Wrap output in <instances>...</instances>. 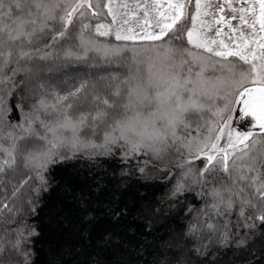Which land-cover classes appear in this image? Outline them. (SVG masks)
Here are the masks:
<instances>
[{
    "label": "snow or ice",
    "instance_id": "snow-or-ice-1",
    "mask_svg": "<svg viewBox=\"0 0 264 264\" xmlns=\"http://www.w3.org/2000/svg\"><path fill=\"white\" fill-rule=\"evenodd\" d=\"M79 63L111 71L75 77ZM26 81L32 103L12 120L23 106L11 98ZM117 149L124 163L168 158L171 198L193 190L206 198L186 226L192 235L218 236L223 246L233 228L247 235L264 225V0H0V214H22L15 201L24 196L37 215L57 184L55 167ZM104 194L100 184L92 190ZM88 199L72 197L91 222ZM140 212L150 231L148 213L161 209L144 205L136 221ZM109 215L118 230L96 243L117 254L139 248L130 239L137 228L123 224L129 209ZM10 235L0 238V264L12 253L30 264L36 226L22 222ZM84 239L91 246L90 234ZM236 244L248 250L250 241ZM96 255L81 264H104ZM156 264H180L179 253L162 249Z\"/></svg>",
    "mask_w": 264,
    "mask_h": 264
},
{
    "label": "trees",
    "instance_id": "trees-1",
    "mask_svg": "<svg viewBox=\"0 0 264 264\" xmlns=\"http://www.w3.org/2000/svg\"><path fill=\"white\" fill-rule=\"evenodd\" d=\"M106 65H92L79 63L69 71L75 77H81L85 72L93 73L106 69ZM55 75L52 79H55ZM25 85L16 90L10 103L22 105V110L13 109L9 116L16 120L28 110L32 99L26 92ZM143 161V165L139 162ZM145 166L146 172L139 175L135 169ZM127 171L128 176L123 173ZM176 169L168 158L164 160H151L147 156H136L127 163L122 162L117 149L114 155L95 158H78L54 168L53 175L57 181L53 190L46 194L43 202L37 208V215L33 216L21 196L15 201L16 207L23 206V213L12 216L7 212L0 214V238L11 239V233L22 222L34 224L39 235L34 237L32 244L33 255L30 264H81L89 258L90 253H97L93 259L104 264H112L120 259L129 261V264H156L162 249L170 247L173 252L179 253L180 264H264V240L260 238L264 225L257 223V228L249 231L241 227L232 229L230 241L221 246L219 237L208 238L207 234L192 235L186 227L193 222L198 211L204 206L205 199L197 198L196 191L187 192L178 199L170 197L172 180L168 179L169 172ZM121 180L127 184V190L119 189ZM97 184L104 187V195L96 197L92 190ZM11 191V187L7 189ZM82 193L89 197L88 211L93 213L94 219L89 222L85 212L73 202L72 197ZM178 200H183L181 205ZM155 206L161 209L157 215L148 213L152 217L151 230L145 231L143 216L136 221L137 210L142 206ZM194 206L192 212H186L189 206ZM127 207L128 217L123 224L133 223L137 228V235L132 237L133 243L141 245L131 253L117 254V250L109 251L98 245L96 241L105 231H117L118 226L112 223L110 212L118 208ZM233 219H236L233 216ZM90 234L91 241L85 242V235ZM248 239L249 249L239 247L238 239ZM254 242V247L253 243ZM254 253V255H253ZM3 259H9L5 253ZM11 264H23L20 257L11 254Z\"/></svg>",
    "mask_w": 264,
    "mask_h": 264
},
{
    "label": "rangeland",
    "instance_id": "rangeland-1",
    "mask_svg": "<svg viewBox=\"0 0 264 264\" xmlns=\"http://www.w3.org/2000/svg\"><path fill=\"white\" fill-rule=\"evenodd\" d=\"M107 66V65H106ZM107 71H111V68H109L108 66L106 67V69L105 70H101V71H95V72H93V73H87V72H85L81 77H88V78H91V76L93 75V74H103V73H105V72H107ZM234 123L236 124V126L238 127L239 125H237L238 124V121L237 120H234ZM149 158V157H148ZM150 159V158H149ZM151 160H154V159H151Z\"/></svg>",
    "mask_w": 264,
    "mask_h": 264
},
{
    "label": "water",
    "instance_id": "water-1",
    "mask_svg": "<svg viewBox=\"0 0 264 264\" xmlns=\"http://www.w3.org/2000/svg\"><path fill=\"white\" fill-rule=\"evenodd\" d=\"M238 115V114H237ZM238 121V120H237ZM247 123H248V120L246 119L245 121H244V124H245V126H247ZM237 125H239V121H238V124ZM239 127V126H238Z\"/></svg>",
    "mask_w": 264,
    "mask_h": 264
}]
</instances>
